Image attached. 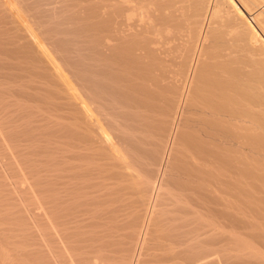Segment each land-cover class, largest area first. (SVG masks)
<instances>
[{
    "label": "bare ground",
    "instance_id": "6f19581e",
    "mask_svg": "<svg viewBox=\"0 0 264 264\" xmlns=\"http://www.w3.org/2000/svg\"><path fill=\"white\" fill-rule=\"evenodd\" d=\"M0 156V264H264V0H0Z\"/></svg>",
    "mask_w": 264,
    "mask_h": 264
},
{
    "label": "rangeland",
    "instance_id": "374dc122",
    "mask_svg": "<svg viewBox=\"0 0 264 264\" xmlns=\"http://www.w3.org/2000/svg\"><path fill=\"white\" fill-rule=\"evenodd\" d=\"M49 125H51V124H49ZM0 158L2 159V156H0ZM3 159H4V158H3ZM5 160H6V159H5ZM5 160H4V161H5ZM1 163H2V162H1V160H0V166H1ZM2 166H3V165H2ZM35 194H36V192H35ZM41 206L43 207V209L40 208ZM40 207H38L39 209L36 208V210H38V211H40V212H43V211L45 212V204H40ZM46 216L48 217V214H46Z\"/></svg>",
    "mask_w": 264,
    "mask_h": 264
}]
</instances>
